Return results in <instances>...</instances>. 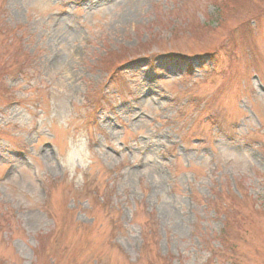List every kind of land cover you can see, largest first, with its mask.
Wrapping results in <instances>:
<instances>
[{"label": "rangeland", "instance_id": "obj_1", "mask_svg": "<svg viewBox=\"0 0 264 264\" xmlns=\"http://www.w3.org/2000/svg\"><path fill=\"white\" fill-rule=\"evenodd\" d=\"M0 264H264V0H0Z\"/></svg>", "mask_w": 264, "mask_h": 264}]
</instances>
